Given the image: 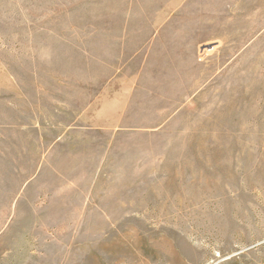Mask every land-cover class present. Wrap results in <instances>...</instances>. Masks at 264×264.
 Segmentation results:
<instances>
[{
	"label": "rangeland",
	"instance_id": "374dc122",
	"mask_svg": "<svg viewBox=\"0 0 264 264\" xmlns=\"http://www.w3.org/2000/svg\"><path fill=\"white\" fill-rule=\"evenodd\" d=\"M0 264H264V0H0Z\"/></svg>",
	"mask_w": 264,
	"mask_h": 264
}]
</instances>
